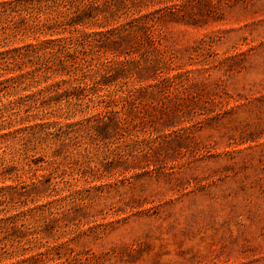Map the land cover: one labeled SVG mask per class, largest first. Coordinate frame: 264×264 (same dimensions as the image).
I'll use <instances>...</instances> for the list:
<instances>
[{
	"label": "rangeland",
	"instance_id": "374dc122",
	"mask_svg": "<svg viewBox=\"0 0 264 264\" xmlns=\"http://www.w3.org/2000/svg\"><path fill=\"white\" fill-rule=\"evenodd\" d=\"M0 264H264V0H0Z\"/></svg>",
	"mask_w": 264,
	"mask_h": 264
}]
</instances>
